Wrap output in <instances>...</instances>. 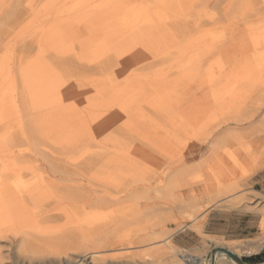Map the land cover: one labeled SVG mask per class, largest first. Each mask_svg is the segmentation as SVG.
Segmentation results:
<instances>
[{
	"label": "rangeland",
	"instance_id": "1",
	"mask_svg": "<svg viewBox=\"0 0 264 264\" xmlns=\"http://www.w3.org/2000/svg\"><path fill=\"white\" fill-rule=\"evenodd\" d=\"M263 50L264 0H0V174L52 181L0 264H208L242 241L171 237L211 208L264 236V71L244 97L239 69Z\"/></svg>",
	"mask_w": 264,
	"mask_h": 264
},
{
	"label": "bare ground",
	"instance_id": "2",
	"mask_svg": "<svg viewBox=\"0 0 264 264\" xmlns=\"http://www.w3.org/2000/svg\"><path fill=\"white\" fill-rule=\"evenodd\" d=\"M252 40H253V34L251 33L248 36L247 40L240 42L241 43L240 47L245 48V45L248 42H251ZM239 69L243 73L242 75L243 80L241 84L243 87L242 93H243V96L245 97L247 96L246 94L250 90V88H252L259 82L260 75L264 71V50L256 55L253 54L249 56L244 62H242V64L239 66ZM74 104H79V102L75 101ZM237 151L239 152V150ZM239 156L240 155L238 154L232 155L231 163L232 164L238 163V159L236 158H238ZM229 157H228V161H229ZM223 173H226V172L224 171ZM27 175L31 176L32 178H40V183H35L34 180L24 182L23 179ZM227 177L228 176H224V178L228 179ZM51 183H52L51 179L43 176L41 172H38L28 167L26 168V167L19 166L16 168H8L4 171V173L0 174V237L5 236V229L6 230L8 229L6 227H9V228L17 227L19 223L23 221V217L26 216L25 215L26 200L32 199L35 194L43 192L45 190L46 185L51 184ZM76 213L77 212H72L70 215L72 218H74L73 222H75L76 225H81L80 223L81 221L79 220H83V218H85L86 220L87 215H83L80 217ZM263 242L261 241L259 242V244L255 245L254 247H251L243 251L241 249H236V247L234 246L225 247V246L213 245V249L214 248L215 249L224 248L228 251L233 252L236 255H240L243 252L249 253L252 250H256L260 248ZM220 253L222 255H226V253L224 252H220ZM216 255H217V252H216ZM117 257H118L117 255H111L110 261L111 262L114 261V259H116ZM186 258L182 257V260H186ZM80 260L83 261L84 259L80 258ZM230 260L232 264H241V263L234 261L231 258ZM200 263H201L200 257H192V261L189 262L188 264H200ZM208 264H218V263L215 258L213 262L210 261Z\"/></svg>",
	"mask_w": 264,
	"mask_h": 264
},
{
	"label": "crops",
	"instance_id": "3",
	"mask_svg": "<svg viewBox=\"0 0 264 264\" xmlns=\"http://www.w3.org/2000/svg\"><path fill=\"white\" fill-rule=\"evenodd\" d=\"M253 190L264 194V182L259 189L253 188ZM261 220L262 215L254 210L237 209L234 211L211 208L203 215L198 229L189 225L177 231L171 237V241L179 249L202 252L204 242L208 241L206 237L209 236L223 238L227 241H242V249L246 250L250 246L254 247L259 242H263ZM253 239L256 240L252 241ZM211 254L212 251H208L204 258H211ZM221 255V253H217L215 257L218 264H232L228 256ZM238 257L244 264H264V242L260 248L240 254Z\"/></svg>",
	"mask_w": 264,
	"mask_h": 264
},
{
	"label": "water",
	"instance_id": "4",
	"mask_svg": "<svg viewBox=\"0 0 264 264\" xmlns=\"http://www.w3.org/2000/svg\"><path fill=\"white\" fill-rule=\"evenodd\" d=\"M216 252H217V253L224 252V253H226V255H227L229 258L233 259L234 261H236V262H238V263L244 264V263L242 262V260L238 257V255H236V254H234L233 252L228 251V250H226V249H224V248H216V249L214 248V249H212V254H211V258H210L211 262H213V261L215 260Z\"/></svg>",
	"mask_w": 264,
	"mask_h": 264
}]
</instances>
